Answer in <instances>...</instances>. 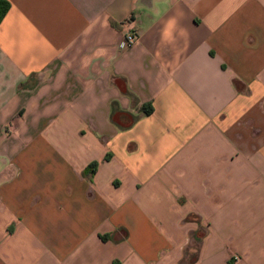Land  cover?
I'll return each mask as SVG.
<instances>
[{"label":"crops","instance_id":"1","mask_svg":"<svg viewBox=\"0 0 264 264\" xmlns=\"http://www.w3.org/2000/svg\"><path fill=\"white\" fill-rule=\"evenodd\" d=\"M7 1L0 264H264V0Z\"/></svg>","mask_w":264,"mask_h":264},{"label":"built area","instance_id":"2","mask_svg":"<svg viewBox=\"0 0 264 264\" xmlns=\"http://www.w3.org/2000/svg\"><path fill=\"white\" fill-rule=\"evenodd\" d=\"M135 25L132 19L127 20V31L123 35L122 40L120 41V48H124L137 40V34L134 31Z\"/></svg>","mask_w":264,"mask_h":264},{"label":"trees","instance_id":"3","mask_svg":"<svg viewBox=\"0 0 264 264\" xmlns=\"http://www.w3.org/2000/svg\"><path fill=\"white\" fill-rule=\"evenodd\" d=\"M10 8V4L7 0H0V22L2 21L3 17L7 13V11ZM152 111L151 107H143V113L144 114H150Z\"/></svg>","mask_w":264,"mask_h":264}]
</instances>
